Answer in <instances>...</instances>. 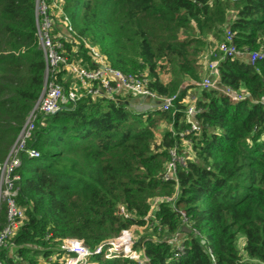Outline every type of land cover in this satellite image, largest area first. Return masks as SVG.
<instances>
[{
    "label": "trees",
    "instance_id": "16d2710c",
    "mask_svg": "<svg viewBox=\"0 0 264 264\" xmlns=\"http://www.w3.org/2000/svg\"><path fill=\"white\" fill-rule=\"evenodd\" d=\"M58 6L59 12L52 11L53 33L64 54L94 67L85 47L90 43L115 69L146 73L159 96H172L184 79L199 81L191 53L197 55L203 36L218 28L227 26L241 53H264V0H240L228 23L222 0H60ZM67 25L72 30L63 36ZM188 32L193 35L184 36ZM44 67L34 0H0V164L41 92ZM167 68L172 78L164 84L159 72ZM219 83L245 95L234 102L216 89H199L196 132L185 131L187 88L167 110L135 111L133 97L121 95L83 97L55 114L38 115L26 142V150L37 155L21 154L15 171V201L24 208V219L9 250L1 247L0 263L39 264L38 257L56 255L49 263L55 264L66 237L81 239L92 250L121 229L142 226L151 200L175 189L161 175L169 150L178 151V138L184 137L195 157L177 167L174 205L158 203L149 218L152 232L133 248L149 258L144 264H264V56L254 65L241 56L222 61ZM162 121L173 130L165 131L158 145L155 128ZM182 214L191 232L184 231L186 248L177 253L164 238L181 231ZM5 223L0 203V231ZM158 231L165 235L157 238ZM91 260L135 264L98 254Z\"/></svg>",
    "mask_w": 264,
    "mask_h": 264
},
{
    "label": "built area",
    "instance_id": "2783aa9c",
    "mask_svg": "<svg viewBox=\"0 0 264 264\" xmlns=\"http://www.w3.org/2000/svg\"><path fill=\"white\" fill-rule=\"evenodd\" d=\"M59 2L60 0H34L35 31L38 46L45 63L43 85L6 158L0 164V203H3L6 207V223L0 231V247L5 246L6 240L14 234L24 219V208L19 206L15 201L17 193L15 182L18 179L15 171L20 166L21 154L27 153L29 157L37 155V152L33 149L26 150V142L32 136L34 123L38 115L55 114L61 107L68 103H75L83 97L114 100L116 97L124 94H129L133 99L142 98L150 100L158 98L159 101L154 106L167 110L172 107V103L178 92L180 93L186 89L190 83L196 84L202 89H208L213 79L219 77V64L222 61L244 56L232 43L233 34L227 29L223 40L217 45L216 49L210 52L207 73L200 82H193L190 78L184 79L180 83L178 91L172 96H159L149 88V79L145 73L134 75L115 69L105 61L103 54L90 43H85V47L94 67L84 66L79 60H72L64 54L63 44L60 41L59 35L53 33L52 11L57 9L59 12ZM71 30L69 25L65 26V30L62 33L63 36ZM262 56H264V53L255 51L248 53L246 59L250 65H254L256 60ZM57 74L59 75V79L56 78ZM66 78H71V82L68 85L65 84ZM213 89L220 91L234 102L245 95L230 87L220 86L219 80ZM152 107V104H145V107L142 106L144 110L151 109ZM198 112L199 110L194 105L187 106L185 110V122L189 126L185 130L186 132H196L199 130V124L193 120V117ZM181 163L182 159L176 156V148H171L169 150V159L165 163L164 171L161 175L163 181L174 183L177 196V167ZM176 198L167 197L164 201L173 206ZM157 203V201H153L152 207H150V211L148 212L149 214H146L144 217L145 223L142 225L143 227L150 224L149 218L152 217L151 209L154 210L158 205ZM119 213L124 217L127 216L122 206L119 207ZM182 216L181 231H176L174 234L164 238L166 243L174 246V250L177 253H184L186 248L183 244L184 231L191 232L188 229V225H186L183 214ZM132 226L142 227L135 224ZM193 234L197 239H202L196 231ZM134 243L135 239L130 227L121 229L116 236L101 242L92 250H89L81 239L66 237L58 246L63 255L57 259L55 264H95L94 261H89L95 254L104 259L122 257L132 260L135 264L148 262L149 258L146 257L143 250L139 249L141 252L137 253L136 249L133 248ZM207 252L213 260L212 251L208 249ZM141 253L143 256L139 258L138 256Z\"/></svg>",
    "mask_w": 264,
    "mask_h": 264
},
{
    "label": "rangeland",
    "instance_id": "374dc122",
    "mask_svg": "<svg viewBox=\"0 0 264 264\" xmlns=\"http://www.w3.org/2000/svg\"><path fill=\"white\" fill-rule=\"evenodd\" d=\"M222 1H223L224 5H226V8H227L226 9V16H227L226 22L228 23L230 21V19L234 16L235 7L240 2V0H237V1L222 0ZM226 27L227 26H224L223 31H221V29L218 28L215 31H212V32L205 34L203 36L205 43H204V45H202L199 48L201 51L197 55L191 53V58L194 59L193 60L194 68L197 71L198 75L200 76L198 82H200L204 78V76L206 75L207 64H208V60H209V54L212 50L216 49L217 45L223 40L225 32L227 30V29H225ZM192 35H193V32H188V33L184 34V36H192ZM246 56H247V54H244L243 58L245 59ZM159 78L162 80V82L164 84L170 83L171 82L170 80L172 78V73L170 71V68H167V71H165V72L160 71L159 72ZM66 79L67 80H66L65 84L68 85L71 82V78H66ZM218 80H219V77L214 78L212 81V84L206 90H211V89L215 88L216 84L218 83ZM199 89H202V88L199 87L198 89H195V90L190 89V88L187 89V91L185 92V100H184L186 106L195 104L197 97H199ZM180 93L178 92V94H180ZM239 93L245 94V91L242 89L239 91ZM124 96L130 97L129 94H124ZM150 101L153 103L152 105L154 106L158 103L159 99L158 98L150 99ZM137 102H138L137 100L131 101L132 106L136 109L135 111L144 110V108H142V107L138 108L139 110L136 108ZM143 106L145 107V105H143ZM169 130H171V131L173 130L171 123H169L167 121H162V122L158 123V125L155 128V138H156V143L158 145L161 143L162 134L165 131H169ZM173 134H175V133L173 132ZM176 145L179 148L178 151L176 150V156L179 157L180 159H182V163L179 165H183L187 159H192L195 157V154L192 150L193 147L191 145V142L188 139H186L184 137H180V138H178ZM167 197H174V198L177 197L176 188L174 189V191L169 196L154 197L150 202V207H152L151 205H152L153 201H157L159 203V202H162L163 200H165V198H167ZM152 211H153V209H151V213H152ZM135 225H137V224H135ZM130 228L132 229L134 239L137 242L141 236H145L146 234L152 232L151 229L153 228V226L151 224H148L144 227L143 226L142 227L130 226ZM164 233H165L164 231H158V233L155 236H157V238L158 237L162 238L165 235ZM10 237L5 242V247H7V248L10 247L9 246L10 245V243H9ZM243 242H244L243 236L238 235L237 240H236V246L240 251H242ZM1 247H3V246H1ZM1 247H0V249H1ZM8 250H9V248H8ZM136 251H137V253L141 252L139 249H136ZM55 256L56 255H54L53 257H49L48 260L38 257L39 261H40L39 264H49L50 262L55 261ZM142 256L143 255L141 253V255L138 257L142 258ZM89 261L91 262V259H89ZM20 264H26V263L22 262Z\"/></svg>",
    "mask_w": 264,
    "mask_h": 264
},
{
    "label": "crops",
    "instance_id": "0c3cea01",
    "mask_svg": "<svg viewBox=\"0 0 264 264\" xmlns=\"http://www.w3.org/2000/svg\"><path fill=\"white\" fill-rule=\"evenodd\" d=\"M243 57H244V56H241V58H243ZM190 84H191V83H190ZM190 84H189V85H190ZM189 85H188V86H189ZM188 88H190V89H194V90L196 89V88H193V87H191V86H190V87H187V89H188ZM186 91H187V90H186ZM145 104H153V103H152L150 100L147 101V100L142 99V100H140V101L137 102L136 108H141V107H142L143 105H145Z\"/></svg>",
    "mask_w": 264,
    "mask_h": 264
},
{
    "label": "water",
    "instance_id": "95a60500",
    "mask_svg": "<svg viewBox=\"0 0 264 264\" xmlns=\"http://www.w3.org/2000/svg\"><path fill=\"white\" fill-rule=\"evenodd\" d=\"M246 58H247V56H246ZM136 100H137V101H140V100H142V98H137V99L135 98V99H132L131 101H136ZM144 100H147V99H144ZM147 101H148V100H147ZM62 108H64V106L61 107V109H62ZM201 242H202V244H203L204 241L201 240Z\"/></svg>",
    "mask_w": 264,
    "mask_h": 264
}]
</instances>
